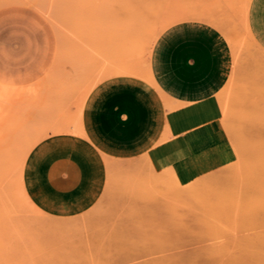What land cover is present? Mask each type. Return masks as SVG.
<instances>
[{
  "label": "rangeland",
  "instance_id": "rangeland-1",
  "mask_svg": "<svg viewBox=\"0 0 264 264\" xmlns=\"http://www.w3.org/2000/svg\"><path fill=\"white\" fill-rule=\"evenodd\" d=\"M250 2L0 0V264H107L109 257L117 262V256L132 251L69 249L58 243L59 235L48 233L27 198L23 171L28 156L22 167L23 156L33 142L38 146L49 135L87 131L90 107L101 96L142 93L130 80L111 77L149 79L145 65L160 43L157 35L193 19L213 23L230 48V43L235 46L229 80L218 95L221 126L235 161L201 178L222 175L224 180L205 188L206 193L187 198L183 187L170 183L157 191L148 187L152 199L163 200L152 202V215L164 218L172 237L152 233L151 248L135 249L120 262L174 264L186 248L200 250L201 259L209 256L215 263L237 255L252 261L247 258L254 254L255 240L264 245V206L253 209L256 200L264 199V48L248 26ZM180 223L191 227L181 229ZM178 231H187L188 243L177 238ZM163 254L170 256L167 263L156 259Z\"/></svg>",
  "mask_w": 264,
  "mask_h": 264
},
{
  "label": "crops",
  "instance_id": "crops-1",
  "mask_svg": "<svg viewBox=\"0 0 264 264\" xmlns=\"http://www.w3.org/2000/svg\"><path fill=\"white\" fill-rule=\"evenodd\" d=\"M256 3L264 5V0H251L248 23L254 39L264 48L251 25ZM157 37L160 43L151 50L145 65L149 79L111 77L126 78L142 92L138 95L147 107L149 123L143 142L124 147L109 145L89 130L84 136L53 134L38 145L61 136L71 151L83 149L88 166L71 151H57L42 160L37 179L35 168L28 164L24 167L23 186L29 202L43 217L48 233L59 235L62 241L57 242H63L65 248H151L148 243L152 233L167 229L164 218L152 215V202L163 200L152 199L148 187L155 191L169 183L183 187L235 161V151L221 126L218 101L232 69L226 37L213 23L197 19L169 25ZM102 109L92 105L90 112L100 113ZM88 112L85 108V117ZM115 112L118 121L126 120L124 111L115 106ZM126 256L123 260L129 259ZM113 258L109 257L107 264L126 263L120 262L122 257H117V262Z\"/></svg>",
  "mask_w": 264,
  "mask_h": 264
},
{
  "label": "bare ground",
  "instance_id": "bare-ground-1",
  "mask_svg": "<svg viewBox=\"0 0 264 264\" xmlns=\"http://www.w3.org/2000/svg\"><path fill=\"white\" fill-rule=\"evenodd\" d=\"M247 13H248V11H246V17H247ZM251 25H252V29L254 30V32L259 37L262 38L261 40L263 41V45H264V5H261V3H256L254 5V8H253V11H252V14H251ZM188 44H192V43H188ZM183 45L186 46L185 44H183ZM230 45H231L232 52L234 53L235 52V46L232 43H230ZM189 51H190V49H189ZM175 59H177V58H174V60ZM179 60H180V58H179ZM262 64L264 65V63H262ZM176 65H179V64H176ZM129 93L130 92H128V90H123L119 94L115 93V94H112L111 96L103 95V96H101V98L98 101L95 100L96 103L95 102L93 103L94 106H101L103 108L102 111L100 113H91V112L89 113L88 122H87V124H88V130L94 132L95 135H97L98 137H100L104 142H106L109 145H114V146L117 145V146H120V147H124V146L131 145V144H133L135 142H141V141L143 142L144 139H145V136L147 134L148 127H149V123L147 121L148 114L146 113L147 107H146V105L143 104V100H142V97L140 95L135 94V93H130V94ZM195 97H196V95H195ZM115 106H116V108H118V111L122 110V112L124 111L126 113V120H124L123 122L117 120V116L118 115H116L117 112H115ZM176 110H174V111H176ZM119 114H120V112H119ZM178 122H180V121H178ZM181 122H182V120H181ZM180 127H181V124H180ZM72 133L75 134V135H83L84 136V133L85 132L82 131V133L79 134L78 131L77 132L76 131H73ZM181 139H179V140H181ZM237 141L244 142L245 140L242 139V138H238ZM183 143H184V141H183ZM248 144H250V143L248 142ZM177 145L175 143V146H177ZM41 146H39V145L36 146V142H33L28 147V149L26 150V152H25V154L23 156V159L24 160H23L22 167L24 165V161H25L26 157L28 156L27 159H26V162H25L24 167L28 164V166L31 165L32 168H35V171H36L35 179H37V173L39 172L41 162L45 158V156H47L50 153L57 152V151H71V149L68 148L67 143L64 141V139L61 138V136L60 137L57 136L53 140H49L48 142L41 144ZM184 147L186 148V146H184ZM33 148H34V150H33ZM156 149H158V148H156ZM82 151H83L82 148L76 147L71 152L74 153V154H76L78 157H80L85 162V164L88 166L87 159L84 158V155L82 154ZM186 151H187V149H186ZM173 152H174V150H173ZM22 167H21V178H22ZM173 173H175V172H173ZM172 176H175L176 177L175 174L172 175ZM208 178H209V176H208ZM174 179L175 178L173 177L172 180L174 181ZM223 181L224 180L222 178V175L221 176L218 175V176H215V177L213 176V177H211V178H209L207 180L206 179H201V180H198L196 182L193 181L194 183L189 184V185H186V186H183V189L182 190H183V193H185L186 197H187V195H191L192 196L195 193H196L195 195H197V192L198 191H200V192L202 191L203 192V190L205 188H207L208 186L210 188H213L210 185H217L219 182H223ZM175 184H176L175 185L176 187H179L177 185V183H175ZM221 185H222V183H221ZM179 191H181V190H179ZM208 191L209 190H207V192ZM204 192L206 193L205 190H204ZM182 197H183V195H182ZM253 205H254L253 207H255V208H253L254 210L257 209V206H260V207L261 206H264V199L263 200H261V199L256 200ZM184 222H186V221H184ZM189 223H191V222H189ZM189 225H191V224H189ZM179 226H180L181 229L185 226L187 228V231H188V227H189L188 225L186 226V224H185L184 226H182V224L180 223ZM183 230L185 231L186 229H183ZM184 231H183V233L185 234V236L183 238H185L186 235H188V234H186L187 231L186 232H184ZM171 233L172 232H167L165 230V233H162L163 235H165L163 238L165 239L167 237V239H171L172 236L169 235ZM178 233H179V231H178ZM178 233H175V235H177ZM183 233L181 232V235L179 233L178 236L179 235L180 236L177 237V238L179 240H182V241L188 243V241H189L188 238L189 237H186V241H185V239L183 240V238H182ZM173 236H174V234H173ZM255 238H258V237L255 236ZM176 239H173V240H176ZM190 240H191V238H190ZM256 240H258V239H256ZM256 240H255V247L252 246L253 247L252 250L254 251V254L250 250V248L248 250V247L247 246H246L247 250L248 251H251L252 253L251 252H248V251L246 252V251L243 250V252H246L249 255V257L251 256V254H253L252 256H254L253 257L254 259H252V256H251V258H247V260L251 259L252 260L251 262L250 261H243V260L236 259V257L238 256L237 255L236 257H232L231 260L222 261V259H221V260H219V262H216L215 263L213 261L214 259L209 258V256H207L209 259H207V257L205 258L204 256H202V258L204 257V259H201L200 255H201L202 252L200 250H197V249H193L192 248L193 249L192 251H188V250L186 251V249H187L186 248V249H183V250H185L184 253L182 252L183 254H180V255L178 254V256H176V259H179V260L178 261H175L174 264H176V262H177V264H264V252H262V251H264V247H263L264 245H263V242L262 241H257L256 242ZM164 242H165V240H164ZM171 242H173V241H171ZM177 242L179 243V241H176V243ZM257 243H259V246H257ZM261 243H262L263 246H261ZM180 245H181V243H180ZM241 247L243 249V246H241ZM136 249H139V247H137ZM183 250H180V252L183 251ZM232 251H233V253L235 252L234 250H232ZM255 251H256V253H255ZM137 252L138 251H136L135 253L137 254ZM175 252H171V253H175ZM121 253H122V250H121ZM132 253H133V249H132V251H130V253H128V256H130L129 254H132ZM247 254H244V255H247ZM163 255L162 256L160 255L161 256V259H159L160 257L159 258L156 257V259H158V262L160 260H162V262L167 263V261L170 259V256H169V258H167L168 255L167 256L164 255L166 257V258H164V259H166L165 260L166 262H165V261H163L164 260L163 259ZM220 255H222V254L220 253ZM124 256L127 257L126 255H124ZM119 258H121V256L118 257V259ZM123 258L124 257L122 256V259L121 260H123ZM149 259L146 258L145 260L148 261ZM136 264H138V263H136ZM152 264H155V260H153V259H152ZM160 264H161V261H160Z\"/></svg>",
  "mask_w": 264,
  "mask_h": 264
}]
</instances>
